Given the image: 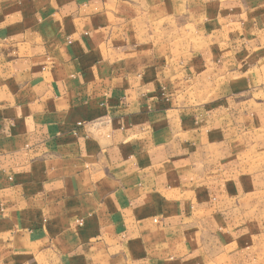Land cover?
<instances>
[{"label":"crops","instance_id":"1","mask_svg":"<svg viewBox=\"0 0 264 264\" xmlns=\"http://www.w3.org/2000/svg\"><path fill=\"white\" fill-rule=\"evenodd\" d=\"M256 193L264 0H0V264H258Z\"/></svg>","mask_w":264,"mask_h":264},{"label":"rangeland","instance_id":"2","mask_svg":"<svg viewBox=\"0 0 264 264\" xmlns=\"http://www.w3.org/2000/svg\"><path fill=\"white\" fill-rule=\"evenodd\" d=\"M249 201L253 205L254 211L249 213V222H251V226L246 229L251 236H254V245L253 251L251 253L254 254L255 257H259L258 264H263L264 257V195L261 193H256L252 196ZM263 237V238H262ZM252 246V245H251ZM250 256V255H249ZM246 258V257H245ZM261 258V259H260ZM245 264L246 263L245 261Z\"/></svg>","mask_w":264,"mask_h":264}]
</instances>
